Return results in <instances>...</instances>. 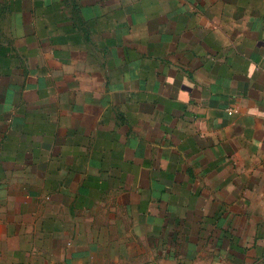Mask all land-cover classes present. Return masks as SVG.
I'll list each match as a JSON object with an SVG mask.
<instances>
[{
    "label": "crops",
    "instance_id": "1",
    "mask_svg": "<svg viewBox=\"0 0 264 264\" xmlns=\"http://www.w3.org/2000/svg\"><path fill=\"white\" fill-rule=\"evenodd\" d=\"M0 264H264V0H0Z\"/></svg>",
    "mask_w": 264,
    "mask_h": 264
},
{
    "label": "built area",
    "instance_id": "2",
    "mask_svg": "<svg viewBox=\"0 0 264 264\" xmlns=\"http://www.w3.org/2000/svg\"><path fill=\"white\" fill-rule=\"evenodd\" d=\"M229 113H232V110H229Z\"/></svg>",
    "mask_w": 264,
    "mask_h": 264
}]
</instances>
